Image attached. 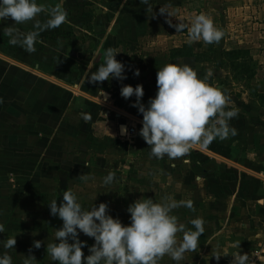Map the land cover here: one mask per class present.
Segmentation results:
<instances>
[{
  "label": "crops",
  "instance_id": "1",
  "mask_svg": "<svg viewBox=\"0 0 264 264\" xmlns=\"http://www.w3.org/2000/svg\"><path fill=\"white\" fill-rule=\"evenodd\" d=\"M124 1L112 8V20L97 17L99 30L96 28L94 35L83 36L75 28L72 35V24L65 20L58 28L40 33L34 52L11 44L6 27L28 33L34 30L35 20L14 24L9 18L0 22V207L14 190L21 193L14 199L15 211L29 200L30 207L50 204L52 198L45 193L51 189L59 205L71 182L86 190L91 181L102 184L103 177L112 172V187L123 188L125 181L128 189H141L138 195V190L136 194L133 191L139 199L192 201L194 210L182 205L172 214L180 223L197 217L206 221L203 234L211 236L207 239L210 247L202 250L206 264H232L237 253L251 259L255 251H264V101L242 85L234 86L239 88L237 93L232 84L217 85L216 65L226 79L228 75L219 63L172 59L173 48H152L151 40L160 36H153L152 29L157 23L166 28L162 16L144 28L130 22L127 15L118 35L110 32ZM36 19L43 23L48 15L40 14ZM177 33L187 40L178 47L191 44L197 53L208 49L200 51L196 45L201 43H189L186 32ZM133 43L140 46L130 50ZM108 48L118 53L116 59L125 65L127 79L90 83L88 75L104 63ZM169 63L188 64L199 78L204 72L202 80L226 93L230 98L226 108L238 109V116L229 122L237 130L235 136L213 140L204 148L196 145L187 156L174 161L150 155L149 145L139 135L142 114L132 107L136 97L126 100L120 90L124 85H142L141 102L147 106L157 92L158 69ZM136 69L139 76L133 74ZM251 83L258 93H264V85L256 78ZM100 89L106 97L100 96ZM85 115L90 119L85 120ZM131 127L136 128L134 134L129 133ZM29 179L30 187L25 184ZM208 222L215 227V234L210 233ZM263 254L256 264H264Z\"/></svg>",
  "mask_w": 264,
  "mask_h": 264
},
{
  "label": "clouds",
  "instance_id": "2",
  "mask_svg": "<svg viewBox=\"0 0 264 264\" xmlns=\"http://www.w3.org/2000/svg\"><path fill=\"white\" fill-rule=\"evenodd\" d=\"M140 2L149 4V0ZM166 7L162 6L160 12H167ZM44 12H47L48 19L42 23L36 18ZM9 18L14 24L36 21L34 30L28 33L6 27L11 44H19L26 51L34 52L40 33L58 28L65 22L66 12L59 6L46 9L37 0H0V22ZM168 23L171 24V20ZM173 26L177 32L187 30L189 43L201 40L206 44L219 43L224 35L203 13L195 15L190 23L181 22ZM117 54L113 48L105 51L104 63L88 75L90 83L127 79L125 65L116 59ZM133 74L139 76V69ZM156 84V95L149 99L147 106L141 102L144 96L142 85H124L120 90L126 100L136 97L132 107L142 114L139 135L149 145L152 157H167L174 161L187 156L196 145L204 148L213 140H225L237 134L229 122L238 116V109H227L230 98L226 93L200 79L190 65H164L157 71ZM99 92L100 96L106 97L103 89ZM84 118L87 120L90 116L85 115ZM121 131L126 132V128L122 126ZM114 180L115 174L109 172L103 177V184L110 185ZM182 205L194 210L190 200L177 202L168 198L166 202L159 203L152 198L141 197L128 206L130 223L125 225L109 214L106 203L86 210L74 192L65 190L59 205L55 199L48 204L50 214L63 223L55 231L56 242L46 245L47 254L56 264H158L165 255L179 264L185 253L195 251L204 232V221L200 217L190 221L193 226L190 229L178 223L177 216L172 213ZM3 231L0 224V233ZM81 233L94 238L95 243L88 246L87 241L79 238ZM178 233H182L179 242ZM2 243L4 248L12 249L16 245V237ZM41 243L34 241V247L40 248ZM85 247L90 253L87 256L82 251ZM233 257L232 264H251L247 254L237 253ZM34 260V256L25 257L24 264H32ZM0 264H12L11 256L7 253L0 255Z\"/></svg>",
  "mask_w": 264,
  "mask_h": 264
},
{
  "label": "rangeland",
  "instance_id": "3",
  "mask_svg": "<svg viewBox=\"0 0 264 264\" xmlns=\"http://www.w3.org/2000/svg\"><path fill=\"white\" fill-rule=\"evenodd\" d=\"M39 1L40 4L46 6V9L59 6L66 12V20L72 24V35H74L75 28L83 36L88 37L94 35V30L97 28L95 24L97 17L101 16L103 19L112 20L114 18V14L111 12L113 11L112 8H115V5L121 4L124 0ZM165 5L167 6L165 10L169 14L167 12H160V8ZM105 8L108 9L107 12H105ZM200 13L210 17L215 26L223 31L224 35L222 39L216 44L219 50L234 48L250 50L254 58L253 66L257 72L254 78H256L259 84L264 85V0H149V4L147 5L140 2V0H125L123 8L118 15V19L115 20L117 24L114 23L115 25L110 29V32L118 35L117 31L121 27V22L127 15L130 18V22L133 21L136 25H140L144 28H147L150 21H154L155 18L157 19L162 16L166 20V28L164 29L163 23L160 25L157 23L155 26L156 28L152 29L154 33L153 36H160L151 40V47L158 48L161 51H168L172 48L174 49V47H178L186 40L184 35L178 34L175 29V31L172 29V27H174L173 25L181 22L190 23L194 16ZM41 14L47 15V12ZM164 19L161 21L163 22ZM168 20H171V24L168 23ZM97 30H99V28L96 29V32ZM195 43L202 44L199 46L196 45L201 48L200 51H203L208 46V44L205 46L202 40ZM129 46V49L132 50L140 45L138 43H133ZM89 47L90 44L88 40V49ZM93 48L92 45L91 50H94ZM216 63H219V61ZM214 71L216 72L217 85L223 83L225 85L232 84L230 85L233 87L231 89H235V85H242V83L240 84L235 81L233 76L229 78V82V80L225 78V73L220 71L219 66L216 65ZM238 90L239 88L237 87L233 92L237 93ZM90 183L92 186L83 190L79 188L78 182H71L70 190L76 194L77 198L78 194L81 195L78 201L81 203L82 207L87 210L93 205L98 207L100 203H106L108 205L109 214L113 216V218H119L123 224L128 225L130 223V213L127 212V208L131 203L139 199L135 194L136 190H138L136 195L140 194L141 189H128L125 181L123 182V188H114L111 184L104 185L103 182L99 185L93 181ZM25 184L30 187L31 180L29 179ZM51 190L45 193V195L54 200L55 192ZM28 191V196L31 197L32 189L29 188ZM133 191L135 194H133ZM34 192L35 190H33V193ZM128 193H131L132 198L129 197ZM18 194L21 195L17 190H14L12 193L9 192L6 196L5 205L0 207V211L4 214L0 217V224L4 227V231L0 233V255L7 253L12 258V264H24L25 257L28 256L35 257L36 260L32 261V264H56V262L51 259V256L47 254L46 245L56 242L55 231L62 227V220L50 214V208L46 203L30 207V205H28L30 204L29 200L25 207H21L16 211L13 210L12 205L15 202L14 199L20 196ZM153 197L158 198V196L155 195ZM201 216L203 217V214ZM190 221L191 220L188 219L182 223L185 225L186 229L193 228ZM205 222L206 221H204L203 225L204 229L206 227ZM178 223H180V221H178ZM208 223H210V233L215 234L216 229L213 227L212 222ZM10 237H16V245L12 249H6L3 247L2 242ZM210 237L211 236L206 237L202 234L199 237L198 246L195 251L185 253L184 258L179 264H206V255L202 250H206L210 247L207 243V239ZM79 238L82 241H87L88 246L95 243L94 238L87 237L83 233L80 234ZM181 238L182 233H178V242ZM37 240L42 242L41 247L38 249L34 247V241ZM82 251L85 256L90 254L88 252V247L83 248ZM255 257L256 251L253 253V258ZM251 259L249 258V260ZM158 264H176V261H173L170 256L165 255L159 260ZM216 264H221V262H216Z\"/></svg>",
  "mask_w": 264,
  "mask_h": 264
},
{
  "label": "trees",
  "instance_id": "4",
  "mask_svg": "<svg viewBox=\"0 0 264 264\" xmlns=\"http://www.w3.org/2000/svg\"><path fill=\"white\" fill-rule=\"evenodd\" d=\"M183 32L187 33V30ZM216 44H208V49L203 53L195 52L191 44H184L182 47L174 48L170 56L172 59L194 58L196 62L219 61L221 68L228 73V80L233 76V79L240 84L242 83V86L250 91L256 99L264 101V93H258L257 88L251 83L256 76V70L253 66L254 58L250 50L234 48L219 51ZM204 76V72H201L200 78L203 79Z\"/></svg>",
  "mask_w": 264,
  "mask_h": 264
},
{
  "label": "built area",
  "instance_id": "5",
  "mask_svg": "<svg viewBox=\"0 0 264 264\" xmlns=\"http://www.w3.org/2000/svg\"><path fill=\"white\" fill-rule=\"evenodd\" d=\"M135 131H136V128L135 127H131L130 129H129V133L130 134H134L135 133ZM264 253V251H256V257L255 258H252L251 260H250V262H251V264H256V261L258 260V259H260V257H261V255Z\"/></svg>",
  "mask_w": 264,
  "mask_h": 264
},
{
  "label": "bare ground",
  "instance_id": "6",
  "mask_svg": "<svg viewBox=\"0 0 264 264\" xmlns=\"http://www.w3.org/2000/svg\"><path fill=\"white\" fill-rule=\"evenodd\" d=\"M111 101V100H110Z\"/></svg>",
  "mask_w": 264,
  "mask_h": 264
}]
</instances>
